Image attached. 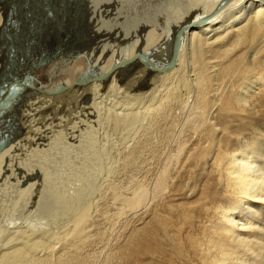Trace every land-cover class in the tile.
Instances as JSON below:
<instances>
[{
	"label": "bare ground",
	"instance_id": "bare-ground-1",
	"mask_svg": "<svg viewBox=\"0 0 264 264\" xmlns=\"http://www.w3.org/2000/svg\"><path fill=\"white\" fill-rule=\"evenodd\" d=\"M28 1L30 4V9L29 10L27 9L26 10L27 12L23 10H18L17 12V10H15V7H12L13 10L15 11L9 13V11H7L6 9L7 0H0V46L4 42L3 38L6 37L5 35H7L4 34L5 33L4 25L7 18L11 19L13 17L12 18L13 19L12 21L14 23V25L12 24L13 26H15L16 20H18L17 23H19V27L17 29L22 30V28L24 27L26 29L28 28L29 31L31 29V31L35 34L38 43L41 42L52 43V38L54 35H56L54 37L56 38V41L59 43L57 44L60 45L61 41L62 42L66 41L64 38H62V34L60 33V30L62 28V24L65 25L69 14L73 13L75 10L85 11V13L84 12L83 13L87 15L86 18H89V21L87 19V22L90 23V25L88 24V27L86 25L87 28L90 27L89 30L86 28L88 30L86 32H88L89 34L83 32L85 37L80 39L82 40V42L80 41L81 43H79L78 41L79 39L78 40L75 39L76 41H78L77 42L78 44L84 43L83 45H85V47L81 46L84 51L77 58L87 55L91 56L92 54H94L96 48L92 49V51L87 49L88 48L87 44L88 43L91 44L92 42L96 44L97 47H99V49H97V53L99 52L105 55L110 54L109 53L111 51L110 46H113L112 43H117L116 38L118 36L115 38V35L117 34L116 33L117 29H119L122 22L121 20L122 18L119 17H121L120 15H122L123 13L119 15L118 13H121V10H123L122 8L124 7V5H127L125 4V2L123 3L122 0H101V3L99 2V0H16V2L18 3L17 5H19V7H22L24 3L26 4ZM177 1L180 4L183 3L182 8L184 10V13H186V18L181 20L180 22H177L178 19L175 20L177 22L176 26L183 21L190 19L192 20L197 17H200L201 15L208 13L211 9L214 8V6L218 3L219 0H177ZM128 3H129V7L131 8H133L132 6H134V4L136 5L135 6L136 9L140 10L142 6L143 8H145L141 0H129ZM168 4L173 5V3L170 0H159V2L157 1L155 3V7H156L154 9L155 13L148 14L147 15L149 17L148 19L145 18V13L139 11L137 14H135V17L133 18L131 17L132 18V23L130 24V27L132 28L131 38L139 37L140 39L137 49L144 51L146 49L144 48V41L142 40L144 38L142 36L144 35L143 33L146 31L147 27L151 28L155 33L159 32L165 35V39L171 36V33L175 28L174 19H176L177 16L175 15L176 17L174 18L173 16L174 14L173 15L170 14L169 9L173 7L168 6ZM176 4L177 3H175V5ZM167 7H169V9ZM100 8L103 9L104 14L101 13ZM29 12H30L29 17L27 16L24 18L21 17L22 19L20 20V16H22L21 15L22 13L26 14ZM83 17H85V15ZM131 18H129L128 21L131 20ZM147 20H149L150 24L144 26V24H146L145 21ZM12 21L10 20V22ZM28 21L30 24L28 23ZM17 23L16 25H18ZM69 23L70 22L68 21V25ZM123 23L124 22H122V24ZM125 24H127V22ZM12 25L10 24L9 26L12 27ZM123 26L124 25H122V27ZM263 29H264L263 0H232L224 9H222L207 23L186 30L184 34V38L182 40V45L178 53L177 63L171 70L164 73L153 75L150 77V79H148L146 82H143L141 84L135 83L137 85H134L130 83V81H126V79L124 80L119 79L118 77H116L115 73H113L107 80L97 79L96 81L88 83L84 86H75L72 89L61 93H57V91L53 89L54 85H52L50 89L45 90L42 85V82H39L40 77L38 78L35 75L33 80L39 83L40 85L39 87L35 88L34 86H32V83L29 81V79H27L28 81H24L21 84H18L17 85L18 88L24 87V90L25 91L28 90L27 91L28 93L32 91V95L30 96L29 100H27V96H22L23 94H21L19 97L20 100L19 103H24V102L28 103L25 109L27 110L26 112L30 110L35 111V110L43 109L45 102L48 103L49 101H52L54 99L53 102L58 105V109L60 108V106L62 107L65 106L64 108H62L63 111H68L67 114L69 116L72 113L74 115L75 108H79L78 105L81 101L80 102L77 100H74L75 102L72 101L74 104L76 103L75 106L77 107H75L69 105L71 103L70 100L77 99L78 97L76 96L81 95L80 97L82 99V103L85 102L84 107H87V108L84 107L83 108L86 109L85 111L89 113L88 117L92 118L91 121L95 124V126L97 125L96 126L98 128L97 130H99V128L102 127L105 130L111 129L112 131H115L114 133H116V131L118 132V129H121L122 132H126V134L130 133V136L132 135L131 133L133 131L136 134L137 132H140V138L138 137V140L135 141L134 146L131 148L130 151L125 152L126 150L124 149L123 153L121 155L120 154L118 155L119 157L117 162L116 163L113 162L112 159L113 163H111L110 162L111 155L108 153L107 151L108 149L107 148L105 149V146L103 144L102 145L99 144L98 138L100 136L97 135V132H95V128L93 134L92 130L89 128L90 125L86 126L85 123H81V126L85 124L84 125L85 127L83 128L84 133L82 134L79 132L75 133L74 134L75 140L72 139L74 142L77 143L79 149L82 151L83 154L82 157H84V164H82L80 167L82 168L83 166V168L81 169L82 171L80 170L78 171V173L81 172L80 175L78 176L79 177L78 182L76 181L77 183L73 184L74 187H76L75 188L76 193L73 194L68 192L69 194L72 195V197L70 195L65 196L66 199L68 198V200L61 197L62 199H64V201L62 203H59V205L55 203L56 205H53L52 207L57 205L58 206L55 207L54 209H46L45 207L47 211L45 210V212L43 211V213L47 215V217H49L51 221L55 222V223L51 222L54 225L52 227H42V226L31 227L28 226V224L5 225L3 224L5 223V221L4 222L1 221L2 223L0 222V264H89L90 259L94 257V255L96 257L97 254L95 252L98 251L99 250L98 248L101 247V245H99L100 247H98L96 251H94V246L96 245L98 246V244L103 245L104 238L101 233H103L104 231L101 230L103 229L100 227L101 223L105 220L106 225L110 224L111 226V221L113 220V217L114 218L119 217L123 212L124 206L127 205L128 207L131 202V199L128 196L127 192L119 191V189L113 184L112 180L110 179L111 174H113L114 172L113 170L115 168L114 166H118L119 163L121 164V166L124 167L131 165L134 166L136 162V158L143 151L146 153L147 158L150 161L160 158L163 147H165V144L167 142V137H168L167 133L169 134L168 132L169 127L171 126L170 125L171 121L168 120L170 109L174 108L173 106H178L180 104L182 105L183 104L182 102L186 94L189 93V91L191 90L194 93L195 102L199 107V112L204 113V104L206 103L207 94H208L207 84L208 81H210L209 80L210 77L209 75H207L209 74L208 73L209 61L208 59L206 60L205 55L207 53H210L213 54V56L215 57H222L225 60H227L226 61L228 62V64L226 63L227 65H225L224 63L220 64L222 70L225 72L226 69L228 70L229 67L234 65V62H232L229 57V52H232L241 43H247V41L249 40H254V39L262 40V38H264V32H262ZM13 30H15V28H13ZM118 31H119L118 35L120 36L119 33H121L120 31H122V29ZM56 33L57 34L60 33V37ZM167 33H168V37H166ZM90 34H94V35L91 36ZM7 36L9 37V33ZM81 36L82 35H80V37ZM90 36L94 38V40L93 38H91L92 42L90 41ZM151 39L152 38L149 39V49L153 47L156 48L157 43L154 44L153 42H151ZM11 40H12V36H11ZM126 43L127 42H125V44ZM36 44L35 47L37 48L42 45L40 44L39 46L38 45L36 46ZM122 45L124 44L122 43ZM2 47L3 46H1L0 48V71L2 68L1 67ZM184 56H185V60H184ZM168 58L169 56L165 60H167ZM93 60L95 62V59ZM186 60L189 61V62L187 61L186 63L187 66H185L184 63V61ZM73 61L74 59L67 62V61H61V59L56 60L55 58L54 61H52V64L54 63L53 65L57 70V68L59 69L61 65L63 67L65 66L68 67V65H70ZM111 64H112V57L110 56V58L107 59L106 63L104 64L105 66L102 68V71L108 70ZM53 65L48 64L46 66V70L49 69L51 70ZM194 65L196 66V68L194 67ZM145 67H146L145 64L142 63H138V65H133L132 72H134V78L136 80L137 77L140 76L143 71H145L146 69ZM211 67H216V65L213 64ZM188 70H191L193 73L189 75L190 72L188 73ZM18 90L20 89L16 90V94ZM241 90H242L241 94L235 97L236 103H241L243 100L242 94L247 93L249 91V89H247V86L246 87L244 86L243 88H241ZM16 94L13 95V97L9 101H7L6 104L4 105V110H2L4 111L2 112L3 113L2 117L7 116L9 114V111L13 108V106H15V105L12 106V103H14L13 98L16 96ZM157 97L159 103H157L158 101L155 102L154 100ZM46 100L49 101L47 102ZM51 104L54 105L53 103ZM53 107L54 108L51 112H50L51 109L50 110L48 109L50 113L47 114L46 122L44 125L46 126L45 128H47L48 131L50 130L48 135L45 136L44 138V141L47 140V144L46 145L44 144L45 146L43 145L42 149L41 146L38 148L40 143H37L36 145V148L39 149L40 152H42L40 155H38V158L31 159L29 157H25L27 147L26 148L22 147L24 150L23 151L19 150L21 154L19 160L14 161V158H12L11 156L15 154V153L13 154L14 152L13 148H15L14 144L19 139L16 140L15 143H12L13 144L12 146H9L11 145L10 142L6 147L0 150V160H1L0 161V165H1L0 166V217H4V216L6 217L7 215L12 216L14 214L16 215L17 210H20L21 208L22 210H24L23 207L30 205V201L33 196V193L36 192L38 188L40 189L43 187L42 186L43 182L46 183V179L40 177L42 175L41 172L42 168H44V165L47 163L44 153L46 151H49L48 150L49 147L53 148L52 146H50L51 145L50 141L51 139H53V137L55 139V136L53 135H56L58 132L57 131L56 133H54L55 131H52L51 128L52 125L55 123L62 124L63 121L61 122V120L64 119V118L58 119L57 117L56 120L57 122H55L54 121L56 119L55 117L53 120L55 123L52 124L50 117L52 113L56 112L54 111L55 106ZM69 107H73V108L72 109L70 108L71 110H67ZM45 110L47 112V109ZM57 113L54 114V116L59 115ZM59 113L61 116L62 113L61 110L59 111ZM22 114H24V112ZM66 115H62L65 116L66 118V121L65 120L64 121L65 123L66 122L68 123L67 127L69 126L71 128L70 130L73 131L74 128L72 127L74 122L72 121L73 123H71L72 119L70 120L69 116L67 115L66 117ZM81 116L83 115L81 114ZM21 118L23 119L26 117L21 116ZM144 120L146 121L144 122ZM102 128L100 131L103 130ZM107 132H104V137H105V133ZM102 133L101 136H103ZM158 133H161V135H159ZM20 134L22 133L20 132ZM83 134L85 135V137L81 145L79 144L80 143L79 138L84 136ZM53 140L52 142H54ZM82 140L83 139H81V141ZM20 141H22L21 143H25L28 142V139L19 140V142L16 143L18 144V147H20L19 145ZM37 141L38 140H36V142ZM57 143L59 142L57 141ZM52 144L54 145V143ZM57 145L58 144L54 146L57 147ZM55 149H50V151L51 150L54 151ZM86 155H88V157H86ZM221 157L223 159V163H222V167H221L222 170L220 172V175L222 178H224L226 187L232 189L231 190L232 194L234 193L236 196L238 195L242 196L241 197L242 201L240 202L238 208H233L231 206H218L220 204H218L217 207L214 208V213L216 214V224L218 225L216 229L220 232V234L221 232H223L224 237H227V239L230 240L229 242L235 243L238 247L240 246L239 248L240 250H241V246L244 247H242L243 250H241V252H237L234 256H232L233 257L232 258L227 256V254H225V249L222 248L220 245L215 244L208 247L206 244H204V246L207 247L205 248V254H206L205 260L207 261V263L203 262V264H258L259 261L257 257L260 258L261 253L260 255H257V252L253 251L254 248L253 244L256 242V240H258V235L256 234V230L253 229V226L256 225L257 222L252 221V219L250 218L251 216H248L246 210L250 207L251 215L252 213H255L256 208L251 205L253 201L264 207V172L259 167L257 158L251 153L245 151L244 149L238 150L237 148L236 151H227L226 154L224 155L221 154ZM65 158L67 157L65 156ZM23 159L24 160L26 159V161H28V165H25V167L27 166L26 170L21 168L22 167L21 165H24L23 164L24 162H22ZM60 163L61 162H59V164ZM68 165H70V163ZM89 172L90 175H88ZM40 180L42 181V183H39L41 182ZM56 180L58 179L56 178ZM22 181L23 182L25 181L26 184L25 182L23 184ZM61 182L59 184H61ZM62 186H65V184ZM62 186L59 187V189L57 190L58 192H60L61 190H62L61 192L65 191V189L62 188ZM50 187L52 189L51 191L54 193V187L57 186L54 185L53 187L52 185ZM70 188H72V186ZM73 189L74 188H72V190ZM67 190L70 191V189ZM90 190H92L91 192L94 193V196L93 198L87 199L86 197L90 193ZM65 193H67V191L61 194L65 195ZM108 193L111 195L113 199L112 203L107 202L106 200L105 195H107ZM35 198L38 200L39 197L38 198L35 197ZM57 198L61 201V198L59 197ZM52 201L53 200L51 199V202ZM104 206L115 208L114 215L112 216L105 215L104 211L105 210L107 211V209L105 208L104 210ZM100 210L102 212H100ZM20 213H19L20 216L24 215L23 212H22L23 214ZM41 216L43 217V214ZM1 220H3V218H1ZM40 223L41 222H39V224ZM104 225L102 227H104ZM107 229L104 228L103 230H105L106 232ZM242 229L244 231H242ZM135 232L136 229H134L133 232L131 233V239L129 242L131 250L133 253H135V255H139V256L144 255V257L147 255L150 256L151 253H155L152 246L159 244L161 247L159 256H162V258H165L166 260V250L161 246L162 243L160 244L162 237L156 236V233H154V228L153 229L151 227L148 228L143 242H138V239L135 238L136 237ZM185 241H187V239H185ZM188 241L189 244L191 245L194 243L192 239H189ZM91 251L92 252L94 251V253H91ZM146 260H147L146 263L150 264V261L152 259L147 258ZM159 260L162 259L159 258ZM155 262H153V264H156ZM164 263L165 261L163 263L162 261L161 262L158 261L157 264H164Z\"/></svg>",
	"mask_w": 264,
	"mask_h": 264
},
{
	"label": "rangeland",
	"instance_id": "rangeland-1",
	"mask_svg": "<svg viewBox=\"0 0 264 264\" xmlns=\"http://www.w3.org/2000/svg\"><path fill=\"white\" fill-rule=\"evenodd\" d=\"M128 1L129 0H124V1L122 0V2L123 3L125 2V4L127 5H124V7L122 8L123 10H121V13H118V15L123 13L122 15H120L121 17L119 18H122L121 20L124 23L122 24L121 22V26L119 27V29H117L116 32L117 34L115 35V38L118 36L116 38L117 43H112L113 46H110L111 47V51L109 52L110 54L108 55L106 54V56H104L105 59L103 61H100L101 63L100 70H102V68L105 66L104 64L106 63L107 59L110 58V56L112 57V62H113L116 59V57L133 55L134 51L138 48L140 39L139 37L131 38L132 28L130 27V24L132 23V18L135 17V14H137L139 11L145 13V18L148 19L149 17L147 15L150 13L151 14L155 13L154 11V9L156 8L155 3L157 1L159 2V0H141L145 8H143L142 6L139 10L136 9L135 4L134 6H132L133 8L129 7ZM170 1L173 3V5L168 4V6H171L173 8L170 9L169 7L167 8L170 10V14L172 15L174 14L173 15L174 18L177 16V18L174 19V24L176 27L177 22H180L181 20L186 18V13H184V10L182 8L183 7L182 2H181L182 4H180L177 0H174V2L173 0ZM99 2L101 3V0H99ZM175 3L177 4L175 5ZM179 4L182 6H180ZM100 11L102 14H104L102 8H100ZM83 12L85 13V11L75 10L73 13L69 14L68 16L69 18L67 17L65 25L62 24L63 29L61 28L60 30L59 28L60 33L62 34V38L66 40L65 42L61 41L60 44L64 43V45L66 44L67 47L69 46L75 48V43L77 42L76 40L78 39L80 40L85 37L83 32L89 34L88 32H86L90 28V27L87 28L88 24L90 25V23L87 22V19L89 21V18H86L87 15L84 14ZM21 15L22 16H20V20L26 16L29 17L30 12L26 14L22 13ZM84 15L85 17H83ZM82 18L83 19L85 18L84 20L86 21H84ZM129 18H131V20L128 21ZM175 20H177V22ZM68 21L70 22L69 25H68ZM126 22L127 24H125ZM145 23L146 24H144V26L150 24L149 20L145 21ZM76 25H78L79 27ZM122 25H124L123 26L124 29ZM120 28L122 29V31H120L121 33H119L120 34L119 36L118 30H121ZM262 32H264V29ZM60 33L59 34L56 33V34L59 35L60 37ZM143 34L144 35L142 37L144 39L142 40L144 41V48H146L145 50L149 49V39L152 38L151 42H153L154 44L157 43L156 48L161 47L165 50L164 52H166L167 44L165 45V43L168 41L169 38L165 39V35L159 32L155 33L151 28L148 27L146 28V31ZM80 35L82 36L80 37ZM90 35L92 36L94 34H90ZM54 36L52 38V43L43 42L42 45L38 47L37 50L27 51V53L29 54L33 53L32 55H35L38 52V55L40 54L45 55L51 53L52 51H56L58 46L60 45H58L59 43L56 41V38ZM91 36H90V41L91 38H93ZM166 37H168V33ZM249 41H247V43H241L232 52H229V57L231 61L234 62V65L229 67L228 70L226 69L225 72L222 70L220 64L224 63L225 65H227L228 64V62H226L227 60H225L222 57H215L213 56V54L210 53H207L205 55L206 60L208 59L209 61L208 62L209 74L207 75H209L210 81H208L207 84L208 94H207L206 103L204 104V113L199 112V107L195 102L194 93L191 90L189 91V93L186 94L182 102L183 103L182 105L181 104L178 105L179 107L173 106L174 108L170 107L172 109H170L169 111L170 114L168 120L171 121L170 123L171 126L169 127L168 130L169 134L167 133L168 135L167 142L165 144V147H163L160 158L150 161L147 158L146 153L143 151L136 158V162L134 166L131 165L132 167L131 166L124 167L121 166L120 163L118 164V166H114L115 167L113 169L114 172L112 171L113 174H111L110 179L112 180L113 184L119 189V191L127 192L128 196L131 199V202L128 207L127 205L124 206L123 212L119 217L117 218L113 217V220L111 221V226L110 224L106 225L105 220L101 223L100 227L103 229L108 228L107 229L108 231L106 230L105 232V230L101 229L102 231H104L103 233H101L104 238L103 245L98 244V246L97 245L94 246V251H96V249L100 247L99 245H101V247L98 248L99 250L95 252L97 254L96 255L97 258L93 254L94 257L91 258L92 260L90 259L89 264L90 262L91 264H147L146 263L147 258L152 259L151 260L152 262L150 261V264H153V262L155 261L156 264L158 263V261L160 262L162 261V263L165 261L164 264H203V262L207 263V261L205 260L206 258L205 248L207 247H205L204 244H206L208 247L215 244L220 245L222 248L225 249V254H227V256L229 257H232L237 252H241V250H243L242 247L244 246H241V250H240L239 249L240 246L238 247L235 243L229 242L230 240H228L227 237H224V233L221 232L220 234V232L216 229L218 225L216 224V214L214 213V208H216L218 204H220L218 206H231L233 208H238L240 202L242 201L241 198L242 196L241 195L236 196L234 193L232 194L231 191L232 189L226 187L224 178H222L220 175V172L222 170L221 167L223 163L221 154L224 155L227 153V151H236L237 148L238 150L244 149L245 151L251 153L257 158L259 167L264 172V38H262V40L254 39ZM125 42L127 43L125 44ZM122 43L124 45H122ZM87 46H88L87 49L90 51H92V49L95 48L99 49V47H97V45L94 44L93 42L91 44L88 43ZM116 47L117 48L119 47L120 49L118 48L117 50ZM39 48L42 49L39 50ZM102 55L104 54L99 52L96 53L94 58L95 62L93 60L92 63L95 65L97 60H100V58H102ZM87 56L88 58L90 57V55ZM168 56L169 54L166 53V55L157 56V59L159 61H164ZM59 58H56V60H60ZM184 60H185V56H184ZM187 61L188 60L184 61L185 66H187L186 65ZM48 64L53 65L54 63L52 64V62H49L46 65H43V67L41 66L34 72L35 76H37L38 78L40 77L39 82H42V85L45 90L50 89L52 85H55L57 83L71 84L86 67L87 59L85 56H81L80 58L74 59V61L70 65H68V67L66 66L63 67L61 65L59 69L57 68V70L54 67V65L51 70L50 69L46 70V66ZM213 64H215L216 67H211ZM8 66L7 64H5V67L3 68V72L9 70ZM194 67L196 68L195 65ZM189 72H190L189 75L193 73L191 70H188V73ZM29 81L32 83V86H34L35 88L40 86L39 83L33 80V78L32 79L29 78ZM126 81L129 80L126 79ZM244 86L245 87L247 86V89H249V91L247 93L242 94L243 100L241 103H236L235 97L241 94L242 92L241 88H243ZM17 88L18 87L14 88L13 91L17 90ZM21 94H23L22 96L29 95V93H19V94L17 93L14 99L18 106L14 104L15 106H13V108L9 111V114L7 116L2 117L3 116L2 110H4L3 106L0 111V118H1L0 133H2V135L4 134L10 136L16 133L14 135L13 140L10 141L11 143L9 142L11 144L9 146H12L13 145L12 143H15L16 140L18 139L19 140L28 139V142L25 143H21L22 141H20L19 143L20 147H18V144H16L17 142H19V140L14 144L15 148H13L14 151L13 154L14 153L15 154L11 156L12 158H14V161L19 160L21 155L19 150L22 151L24 150L22 147L25 148L27 147L25 157H29L31 159L38 158V155L42 153L39 151V149L36 148V145L37 143H40L38 148L41 146L42 149L43 145L47 144V140L44 141L45 136H47V131H45L44 125L46 122L47 114H49L53 110L54 108L53 106H55L54 111L56 112L51 114L50 118L52 124L57 122L56 121L57 117L58 119L64 118L63 120H61V122L63 121L64 123L63 122L62 124L55 123L52 125L51 128L52 131H55L54 133L58 131L56 134L58 139L56 135H53L55 136V139L53 137L54 140L51 139L50 141L51 144L50 146H52L53 148L49 147L48 148L49 154L47 153L45 156L47 165L45 164L44 168H42L41 171L42 175L40 177L46 179V183L43 182L42 185L43 187L40 189L38 188L39 190L37 189L36 192L33 193V196L30 201V205L23 207L24 210H22V208L20 210H17L16 212L17 214L16 215L14 214L17 218V219L14 218L15 219L14 222L21 221L26 216L25 217L26 219L24 218L22 220V221L25 220L24 221L25 223L21 221L26 225L27 224L30 226L33 224L35 226H37V224L52 225V223L55 222L51 221L49 217H47V215L43 213V211L45 212L46 209H54L59 205V203H62L64 199H66L65 196L70 195L72 197V195L69 193H73V194L76 193L75 190L76 187H74L73 184H76L78 182V178H79L78 176L81 173V172L78 173V171L79 170L82 171L81 169L83 168V166L82 168L80 167L82 164H84V157H82L83 156L82 151L79 149L77 143L73 141L75 140L74 134L78 132L81 134L84 133L83 128L85 127L84 126L85 124L86 126L90 125L89 128L92 130V133L94 132V128H95V132H97V135L100 136V137L98 136L99 144L100 145L103 144L105 146V149L106 148L108 149L107 151L111 155L110 162L116 163L119 157L118 155L119 154L121 155L124 149L126 150L125 152L131 150V148L134 146L135 141L138 140V137L140 138V132H137L136 134L133 131L131 133L132 135L130 136V133L126 134V132H122L121 129H118V132L116 131V133H114L115 131H112L111 129L105 130L102 127H101L103 129L102 131H100L101 128L97 130L98 129L96 127L97 125L95 126V124L91 121L92 118L88 117L89 113L85 111L86 109H84L87 107H84L85 102L82 103V99L80 97L81 95L80 96L77 95L76 96L78 97L77 99L70 100L72 104H74L73 103L75 102L74 100H77L79 102L81 101L80 102L81 104L79 103L78 105L79 108H75V113H77L78 115L75 113L73 115L72 113L69 116L67 114L68 111H63L62 109L65 106L64 107L60 106L59 109L61 110L62 113L64 112L63 114L61 113L60 116L59 113L60 110L58 109V105L53 102L54 100L53 99L52 101L48 100L49 102L46 100L48 103L45 102L43 109H39L35 111L30 110L27 114L24 113L26 115V118L21 119V116H25V115L19 113L21 112V110L19 109H21L22 107L28 104L26 102L19 103L20 101L19 97ZM10 97L11 95L8 98ZM154 100L155 102L158 101L157 103H159L158 97L155 98ZM51 103H53L54 105H52ZM71 103L69 104L70 106H75L76 104L75 103L74 105H72ZM70 108L72 109L73 107H69L67 110H71ZM45 109H47L48 113L46 112ZM48 109L49 110L51 109L50 112L48 111ZM56 113L59 115L54 116V114ZM80 113L83 116H81ZM66 114L69 116L70 120L72 119L71 123L74 122L72 127L74 128L73 131L70 130L71 128L69 126L67 127L68 123L67 122L65 123L66 118L65 116H62ZM55 117L56 119L54 120ZM23 121L26 122L24 123ZM145 121L146 120H144V122ZM81 123H85V124L81 126ZM103 131L104 132L108 131L107 133H105V137ZM20 132L22 134H20ZM100 132L101 133L103 132L102 133L103 136H101ZM158 134L161 135V133ZM16 136H18L17 139ZM84 137L85 135L79 138L80 139L79 144L82 145V142L84 141ZM36 139L38 140L37 142ZM81 139L83 140L81 141ZM52 140L54 142H52ZM57 141L59 143H57ZM52 143H54V145L56 144L59 145L60 143L61 144L59 145V147L58 145L56 147ZM50 149H55L56 151L55 150L50 151ZM65 156L67 158H65ZM86 157H88V155H86ZM58 161L61 163L63 161V163L59 164ZM22 162H24L23 163L24 165H21L22 166L21 168L26 170L27 166L25 167V165H28V161H26V159L25 160L23 159ZM69 163L72 167L68 165ZM61 165L64 166L62 167ZM52 171L54 172V174ZM88 175H90V172L88 173ZM61 176H63L64 178ZM56 178L59 181L56 180ZM24 182L22 181L23 184ZM60 182L62 185L65 184V186L59 184ZM39 183H42V181ZM52 185L53 187L54 185L57 186L54 187V193L51 191L52 189L50 186ZM61 186L62 188L65 189V191H67L65 195L61 194L65 191L63 192H61L62 190L60 192L57 191ZM69 186L70 187L72 186L75 192ZM67 189H70V191ZM55 191H57L58 194ZM91 191L92 190H90V193L88 192L89 194L86 197L87 199L93 198L94 193ZM51 193L53 197L55 196L54 199ZM90 194L92 197L90 196ZM35 197L37 198L39 197L38 200ZM50 197L53 200L52 202L54 204L51 202ZM57 197L59 198L62 197L64 199L61 198L60 201ZM105 197L107 202L110 203L113 202V199L109 193L105 195ZM66 200H68V198ZM55 203L58 205L52 207L53 205H56ZM251 205L256 208L255 213H252L251 215L250 207L246 210V212L248 216H251L250 218L252 219V221L257 222V224L253 226V229L256 230V234L258 235V240H256V242L253 244L254 246L253 251L257 252V255H260L261 253V257L260 258L257 257L259 261L258 264H264V207L255 203L254 201L253 203H251ZM105 208L107 209V211L105 210ZM104 210H105L104 211L105 215L107 216H112L115 213V208L112 207L110 208L108 206L107 207L104 206ZM24 211L27 213H25ZM18 212L19 213L23 212L24 215H21L23 217H21ZM100 212L102 211L100 210ZM42 214L43 217L41 216ZM4 217H0V222L5 221V223L3 224L6 225L7 222L5 218H8L9 216L7 215L5 218ZM1 218H3V220H1ZM39 222L41 223L39 224ZM103 225L104 227H102ZM150 227L152 229L154 228V233H156L157 237L159 236L162 237L160 244L162 243L161 246L166 250V260L168 261H166L165 258H162V256H159L160 255L159 252L161 251V247L159 244L152 246L156 254L151 253L150 256L148 255L145 257L144 255L139 256V255H135V253L132 252L129 242L133 230L136 229L135 238L138 239V242H143L146 236L145 234L148 228ZM243 229L242 231L245 230ZM185 239H187V241H185ZM189 239H192L194 241L192 245L189 244L188 241ZM94 251L93 252L91 251V253H94ZM159 258L162 260H159Z\"/></svg>",
	"mask_w": 264,
	"mask_h": 264
},
{
	"label": "water",
	"instance_id": "water-1",
	"mask_svg": "<svg viewBox=\"0 0 264 264\" xmlns=\"http://www.w3.org/2000/svg\"><path fill=\"white\" fill-rule=\"evenodd\" d=\"M232 0H219L218 3L214 6L213 9H211L208 13L201 15L200 17H197L195 19H190L183 21L179 23L172 31L171 36L169 37V40L165 43L167 44L166 52L161 47L158 48H151L148 50H140L136 49L131 56H122L115 59V61L112 62L108 70L102 71L100 70V61H103L105 59V54L102 55V58L100 60H97L96 64L94 65L92 63L93 59L95 58V54L97 53V49L94 51V54H92L90 58H87V65L83 69V71L76 77V79L70 84H62L57 83L53 86V89L57 91V93H61L67 90L72 89L75 86H84L88 83L94 82L97 79L107 80L109 77L115 73L116 77L119 79H128L130 83L137 85L141 84L143 82H146L148 79H150L151 76L167 72L171 70L177 63L178 53L180 50V47L182 45V40L184 38V34L186 30L192 27L200 26L205 23H207L209 20H211L216 14H218L222 9H224ZM264 1V0H263ZM7 18L5 22V29H7L10 25V20ZM82 40H79V43H81ZM78 42V41H77ZM75 43V48L73 47H67L65 44H60L58 46L56 51H52L49 54H40L39 58L37 59V62L33 64L30 69H28L27 73L24 75H17V76H9L8 71L3 72V68L5 67V64L0 71V111L2 109V106L6 104L7 101H9L10 98L8 96L10 93H12V90L14 89V85L18 84V81H28L27 79L33 78L34 75L31 73L32 70L38 69L43 65H46L49 62H52L55 58L60 57L62 61H71L84 51L82 47L85 45ZM79 45V46H78ZM14 46V45H12ZM82 46V47H81ZM81 47V48H80ZM1 48V46H0ZM166 53L169 54V58L164 61H159L157 59V56L166 55ZM8 62V61H7ZM138 63L145 64V71L141 73L140 76L137 77V81L134 78V72H132L133 65H137ZM8 66V63H6ZM31 71V72H30ZM137 83V84H135ZM4 112V111H3ZM1 119V118H0ZM14 135H2L0 133V150H2L4 147L8 145V143L13 140ZM15 215L9 216L6 218V225H26L19 222H14ZM30 226V225H28ZM52 227L53 224H46V225H31V227Z\"/></svg>",
	"mask_w": 264,
	"mask_h": 264
},
{
	"label": "flooded vegetation",
	"instance_id": "flooded-vegetation-1",
	"mask_svg": "<svg viewBox=\"0 0 264 264\" xmlns=\"http://www.w3.org/2000/svg\"><path fill=\"white\" fill-rule=\"evenodd\" d=\"M9 4V5H8ZM18 3L16 2V0H13V1H11V0H7V11H9V13L10 12H12V11H15V10H17V12H18V10H23V11H25V12H27L26 10L28 9H30V4H29V1L25 4L24 3V5L22 6V7H19V5H17ZM12 7H15V10H13V8ZM17 7H19V8H21V9H19V8H17ZM12 8V9H11ZM15 13V12H14ZM13 18V17H12ZM10 19L11 21L13 20V19ZM19 19V18H18ZM17 21L18 20H16V23H17ZM16 23H15V26H13L14 25V23H13V21H12V23H11V25H12V27L13 28H15V30H13V28L11 27V26H9L7 29H5V33L4 34H7L8 35V33H9V37L7 36V35H5L6 37L5 38H3V41L5 42V44H4V42H3V44H1V46H3L2 47V61H1V64H2V68H3V66H4V64H6V63H8V67H9V70H8V75L9 76H11V77H13V76H17V75H24V74H26L27 73V71H28V69H30V67H32L33 66V64L34 63H36L37 62V59L39 58V55H38V52L35 54V55H32V54H29V53H27V51H32V50H37L38 48L37 47H35V44H36V46L38 45H40V44H42V42L41 43H38V41H37V38L35 37V34L31 31V29H30V31L28 30V28L26 29L24 26V28H22V30L21 29H17L18 27H19V23H17L18 25H16ZM28 23H29V21H28ZM30 24V23H29ZM28 24V25H29ZM8 30V31H7ZM18 30V31H17ZM20 30V31H19ZM7 31V32H6ZM22 31V32H21ZM28 32V33H27ZM13 34V35H12ZM28 34V35H27ZM34 35V36H33ZM11 36H12V40H11ZM16 37H18V38H16ZM25 37V38H24ZM10 38V39H9ZM7 40V42H6V40ZM18 40H21V41H18ZM17 42V43H16ZM19 42V43H18ZM12 45H14V46H12ZM26 49H25V48ZM40 47V46H39ZM36 48V49H35ZM47 48V47H46ZM42 49V48H41ZM40 48H39V50H41ZM49 49V48H48ZM23 56H22V55ZM28 59V60H27ZM31 59V60H30ZM8 61V62H7ZM2 68H1V70H2ZM37 69H35V70H32V74L34 75V72L36 71ZM22 82H24V81H18V84H21ZM17 84V85H18ZM17 85H14V88H16L17 87ZM17 89H20V90H18L17 91V93H28V92H26L25 90H24V87L23 88H17ZM14 90V89H13ZM12 90V91H13ZM31 93V94H30ZM30 93H29V95L27 96V100H29V98H30V96L32 95V91H30ZM16 94V90L15 91H13V94L11 93L10 95H11V97H10V99L13 97V95H15ZM9 95V96H10ZM8 96V97H9ZM13 101H14V103H12V106L14 105V104H16L15 103V99L13 98ZM24 107H26V106H24ZM26 108H21V110L24 112V113H28V112H26L27 110H25ZM21 111V113H23ZM25 117H26V115H25ZM22 119V118H21ZM46 127V126H45ZM48 127V126H47ZM45 131H47V135H48V133H49V131H48V129L47 128H45ZM16 139H17V136H16ZM37 140V139H36ZM47 152L48 151H46L45 153H44V156H46V154H47Z\"/></svg>",
	"mask_w": 264,
	"mask_h": 264
}]
</instances>
